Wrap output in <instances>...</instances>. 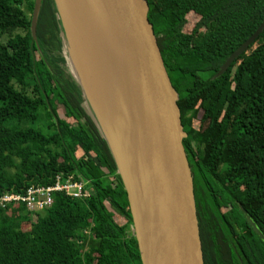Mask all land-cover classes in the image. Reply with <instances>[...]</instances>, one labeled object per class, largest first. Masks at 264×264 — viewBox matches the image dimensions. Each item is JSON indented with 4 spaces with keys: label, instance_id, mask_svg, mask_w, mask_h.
<instances>
[{
    "label": "trees",
    "instance_id": "trees-1",
    "mask_svg": "<svg viewBox=\"0 0 264 264\" xmlns=\"http://www.w3.org/2000/svg\"><path fill=\"white\" fill-rule=\"evenodd\" d=\"M145 2L178 96L203 264H264V29L216 75L263 20L264 0ZM24 3L35 10L34 37ZM189 13L194 31L215 28L193 40ZM60 17L55 0H0L8 35L0 41V193L51 184L56 173H74L92 192L84 200L55 193L33 217L22 204L0 209V264H142L115 157L61 51ZM40 106L53 120L49 134L18 125L34 122Z\"/></svg>",
    "mask_w": 264,
    "mask_h": 264
},
{
    "label": "water",
    "instance_id": "water-1",
    "mask_svg": "<svg viewBox=\"0 0 264 264\" xmlns=\"http://www.w3.org/2000/svg\"><path fill=\"white\" fill-rule=\"evenodd\" d=\"M55 1L65 30L69 9L66 17L60 0ZM85 1L103 38L116 52L122 135L120 141L104 137L127 192L141 262L203 264L178 96L147 17L148 5L145 0ZM34 24L35 10L33 37ZM263 29L264 18L216 75L224 73Z\"/></svg>",
    "mask_w": 264,
    "mask_h": 264
},
{
    "label": "bare ground",
    "instance_id": "bare-ground-1",
    "mask_svg": "<svg viewBox=\"0 0 264 264\" xmlns=\"http://www.w3.org/2000/svg\"><path fill=\"white\" fill-rule=\"evenodd\" d=\"M76 41L68 58L78 75L105 134L120 141L122 118L116 87V52L98 28L85 0H64Z\"/></svg>",
    "mask_w": 264,
    "mask_h": 264
},
{
    "label": "built area",
    "instance_id": "built-area-1",
    "mask_svg": "<svg viewBox=\"0 0 264 264\" xmlns=\"http://www.w3.org/2000/svg\"><path fill=\"white\" fill-rule=\"evenodd\" d=\"M91 192L83 180L75 178L74 173H56L51 184L36 183L27 186L20 192L5 191L0 193V209L11 204H22L33 217L36 212H41L51 206L55 193H62L72 199L84 200L91 196ZM82 233L89 236L90 229H84Z\"/></svg>",
    "mask_w": 264,
    "mask_h": 264
},
{
    "label": "rangeland",
    "instance_id": "rangeland-1",
    "mask_svg": "<svg viewBox=\"0 0 264 264\" xmlns=\"http://www.w3.org/2000/svg\"><path fill=\"white\" fill-rule=\"evenodd\" d=\"M154 3L157 6V8H161L163 6L162 0H154ZM22 9H23L24 14L27 17H32L33 12H31L28 9L26 3L23 4ZM197 21H198V17L195 14L189 13L187 15L186 24H185V27H184V30L186 32H190L193 40H195V41H197V40L199 41V39L201 38V36L205 32L212 31L215 28L213 23H209L207 25L199 27L198 29H196L194 31L193 27H194V25H195V23ZM7 38H8L7 34H0V41H6ZM62 40H63L62 49H61L62 54L65 56L67 64H68V67L70 68V70H71L72 74L74 75L75 79L78 82H80V79H79L78 75L76 74L75 70L73 69V67L71 65V62H70V60L68 58L69 47H70V45L72 43H74L76 41L75 31L72 28V25H70V15H69V13H68V25H67L66 29L62 32ZM31 83H32V81H31ZM83 91H84V98L86 100L85 103H86L87 107L89 108L90 112L95 116L93 108H92V105H91V103L89 101V98H88V96H87V94H86L84 89H83ZM58 115L61 118H63V119L70 120V118H69L70 113H66L65 114L64 110L62 108L58 109ZM200 116H201V113H199L198 117L200 118ZM95 119H96L97 123L99 124L102 133L105 134V131L102 128V126L100 125V123L97 120L96 116H95ZM52 121L53 120H52V118H51V116L49 114V110L44 108L43 106H40L39 109H38L37 119L34 122L23 121V122L18 123V125L21 128H26V127H30L31 126V127L35 128V129L41 131L44 134H49L52 131V129H53L52 124H51ZM80 161L83 162L84 159L82 158V159H80ZM225 210L226 209H224L223 211H225ZM23 228L28 229V225H24ZM232 229H233L235 235H237V229H236V227L233 224H232Z\"/></svg>",
    "mask_w": 264,
    "mask_h": 264
}]
</instances>
